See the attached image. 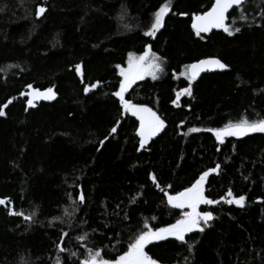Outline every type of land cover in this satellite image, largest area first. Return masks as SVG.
<instances>
[{
	"label": "trees",
	"instance_id": "16d2710c",
	"mask_svg": "<svg viewBox=\"0 0 264 264\" xmlns=\"http://www.w3.org/2000/svg\"><path fill=\"white\" fill-rule=\"evenodd\" d=\"M164 2L0 0V107L7 104L0 116V199L8 200L0 205V264H80L90 248L115 258L145 221L174 223L180 210L165 192L183 190L216 164L219 174L208 177L205 194L219 200L231 189L246 196L245 207L221 201L209 225L186 234V243L170 238L145 250L161 264H264V134L220 144L204 130L264 117V0L244 4L246 21L239 9L232 13L228 23L235 18L240 32L220 29L203 38L192 17L213 0H172L156 37L145 36ZM41 6L46 11L38 17ZM147 45L164 58V72L136 82L125 98L150 107L165 128L139 152V121L113 93L122 79L117 65L127 66L129 53L141 55ZM207 57L221 58L227 71L194 80L192 96L175 106L189 83L179 73ZM29 84L53 87L56 96L29 106ZM191 127L201 131L188 133Z\"/></svg>",
	"mask_w": 264,
	"mask_h": 264
},
{
	"label": "snow or ice",
	"instance_id": "6c2138e0",
	"mask_svg": "<svg viewBox=\"0 0 264 264\" xmlns=\"http://www.w3.org/2000/svg\"><path fill=\"white\" fill-rule=\"evenodd\" d=\"M247 0H213L210 7L203 11L201 14H193L192 17V29L197 37H201L202 33H209L213 29H222L229 36L234 35L241 31L240 27L235 26V18L232 23H227L232 13H235L239 9V20L246 21L247 16L244 15V4ZM172 7V0H166L162 3L158 10L154 12L153 19L150 23V27L144 32L147 37L155 38L157 32L164 26L165 17L168 15ZM46 11L44 7H38L36 15L39 17ZM179 15H187V13L181 12ZM203 38V37H201ZM165 60L162 56L157 55L152 51L151 45L145 47V51L141 55H134L129 53L127 68L117 65L119 68V75L122 78L119 81V88L113 93L120 101V105L125 113H130L133 117H136L139 121V128L137 134L140 137L139 146L144 148L145 145L158 133L165 128V121L150 107L142 104H135L131 100L125 98V94L132 87L137 80H142L145 75H149L153 80L159 78V75L164 72ZM229 67L228 64L222 61L219 57H207L200 59L194 63L184 66V71L179 73L180 76L185 77L188 80V86L177 92L176 99L172 101L173 104H177L181 95L192 96V82L196 80L202 71L209 70H224ZM75 72L82 75V65H75ZM99 81L96 84L86 86L84 92H89L90 88H96ZM31 92L28 95L31 97L27 103L29 106H34L33 101L36 99H54L56 92L53 87H48L44 91L39 88H33L31 84L27 85ZM12 101L9 100L8 104ZM177 106H179L177 104ZM7 104L0 107V116L5 115L4 108ZM119 121H117V124ZM183 123V122H182ZM212 133L218 143L223 144L226 137L242 138L247 137L253 133L264 134V117L251 118L249 116H243L236 121H228L223 127L207 128L204 129ZM117 131V127L111 129L112 133ZM201 129L191 127L188 129V133L199 132ZM187 135V133H185ZM107 137H105V140ZM104 141H100L103 145ZM139 150V149H138ZM221 168L220 164H216L212 168H208L202 171L197 179L188 187L183 188L181 191L175 192V194H169L165 192L167 197V203L173 209L180 210V216L174 223H168L163 227H150L148 222L145 221L143 228L140 229L135 236H133L127 244V250L122 254L117 255L115 258H105L102 254V250L88 249V255L83 259L80 264H161L160 260L150 255L151 249L146 251V247L154 244V242L167 241L172 237L176 241L186 243V234L192 233L194 230L200 232L204 231L205 226L209 225L213 217L211 211H201V205H214L221 201L231 205L235 204L240 208L245 207L246 196L245 195H233V191L229 189L226 196H221L219 200L211 199L205 194V184L208 177L211 174H219ZM150 178L157 185L156 175L150 174ZM248 179V177H244ZM167 187H171L168 185ZM161 191H164L161 188ZM79 201L83 203L85 196L81 193L78 197ZM5 200L0 199V204H4ZM24 216L23 213H14ZM67 214V213H66ZM25 220H31V216H24ZM54 219H60L59 217ZM152 219H155L153 217ZM66 236L67 233H64ZM87 233L78 237L79 240H85ZM60 252L66 251V249L59 244L57 245ZM188 249L191 251L192 245L188 244ZM73 256L76 253H72ZM56 264H62L61 260L57 258Z\"/></svg>",
	"mask_w": 264,
	"mask_h": 264
},
{
	"label": "water",
	"instance_id": "95a60500",
	"mask_svg": "<svg viewBox=\"0 0 264 264\" xmlns=\"http://www.w3.org/2000/svg\"><path fill=\"white\" fill-rule=\"evenodd\" d=\"M249 0H247V2H248ZM227 23H228V21H227ZM214 30H220V29H213L212 31H214ZM211 31V32H212ZM211 32H209V33H202L201 35H205V36H207V35H209ZM227 71V69H224V70H219V69H216V70H209V71H202L200 74H199V76L196 78V80H198V79H200L202 76H204V75H209V74H219V73H224V72H226ZM40 100H45V99H42V98H40V99H37V101H40ZM116 133V132H115ZM112 134H114V133H112ZM149 143V142H148ZM147 143V144H148ZM147 144L145 145V147L144 148H140L139 147V152H141L142 150H144L145 148H146V146H147ZM8 202V200H5V203H7ZM4 203V204H5ZM4 204H0V205H4Z\"/></svg>",
	"mask_w": 264,
	"mask_h": 264
},
{
	"label": "rangeland",
	"instance_id": "374dc122",
	"mask_svg": "<svg viewBox=\"0 0 264 264\" xmlns=\"http://www.w3.org/2000/svg\"><path fill=\"white\" fill-rule=\"evenodd\" d=\"M127 66H128V65H127ZM127 66H125L124 68H127ZM159 76H160V75H159ZM145 78H152V77L149 76V75H145L143 79H145ZM143 79H142V80H143ZM138 81H140V80H137L136 82H138ZM136 82H135V83H136ZM135 83H134V84H135ZM134 84H133V85H134ZM133 85H132V86H133ZM130 89H131V88H130ZM130 89H129V90H130ZM129 90H128V91H129ZM126 94H127V93H126ZM126 94H125V97H126ZM183 96H186V95H181L180 99L177 101V104H178V105H180L181 98H182ZM177 104H174V105L177 106ZM129 114H130V113H129ZM130 115H131V114H130ZM158 134H159V133H158ZM158 134H157V135H158ZM206 183H207V181H206ZM205 187H206V184H205ZM216 206H217V204H214V205H201L199 210H201V211H211V212L213 213V217H214V211H213V208L216 207ZM212 220H213V219H212ZM212 220H211V221H212ZM211 221H209V223H210ZM205 227H206V226H205ZM170 238H171V239H174V238H172V237H170ZM170 238H168V239H170Z\"/></svg>",
	"mask_w": 264,
	"mask_h": 264
}]
</instances>
